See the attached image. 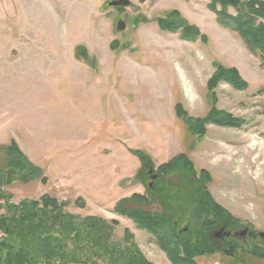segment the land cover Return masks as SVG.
I'll use <instances>...</instances> for the list:
<instances>
[{"label": "rangeland", "instance_id": "rangeland-1", "mask_svg": "<svg viewBox=\"0 0 264 264\" xmlns=\"http://www.w3.org/2000/svg\"><path fill=\"white\" fill-rule=\"evenodd\" d=\"M107 1L0 0V174L11 170L7 150L13 144L42 173V181L28 182L14 174L1 190L12 204L52 199L62 212L114 221L111 243L122 250L127 230L151 264H173L169 254L193 264H264L238 248L264 243V67L218 23L219 7L212 11L211 0H128L132 4L119 13L107 9ZM172 12L204 40L160 30L157 19ZM228 14L235 12L228 8ZM216 65L235 69L248 84L236 91L220 81L214 89L216 108L244 124H206L205 135L196 138L175 117L174 106L180 103L191 119L204 117L206 81ZM130 150L152 162L142 177L134 176L138 161ZM179 154L208 173V194L232 218L224 246L210 240L212 247L198 248L199 256L184 249L190 242L197 251L195 238L186 234L200 231L189 206L181 216L167 212L169 244L160 239L166 252L156 236L114 213L118 201L143 188L152 198L147 170L158 174ZM157 180L159 188L178 182L171 172ZM151 205L145 206L157 217L152 212L158 206ZM210 212L209 219L216 216ZM245 229L250 237L238 235ZM94 250L80 256L103 263Z\"/></svg>", "mask_w": 264, "mask_h": 264}, {"label": "trees", "instance_id": "trees-1", "mask_svg": "<svg viewBox=\"0 0 264 264\" xmlns=\"http://www.w3.org/2000/svg\"><path fill=\"white\" fill-rule=\"evenodd\" d=\"M217 7H219V10H216L218 23L236 33L250 54L257 57L261 66L264 67V1L211 0L209 8L215 11ZM228 8L234 10V16L228 14ZM157 24L162 31L177 32L182 40L194 41L197 38L204 40L198 30L184 22L177 12L158 18ZM220 81H224L236 91H245L248 88V84L241 79L235 69L216 65L206 81L205 98L209 111L204 117L191 119L180 103L174 106L175 117L187 126L193 137L202 138L205 135L204 126L206 124L234 129L240 128L244 124L243 120L234 118L229 113L216 108L214 89L217 88ZM129 152L139 160L141 169L139 168L137 177L138 174L142 177V170L145 174L146 168H150L152 164L150 158L135 150ZM7 153L13 156L8 161L11 167L9 174L7 176L0 174V264H132L134 262L129 253L135 251L140 254L141 252L138 250L133 236L126 230L122 237V250H120L119 245L111 243L110 232L106 230L107 227L111 228L104 220L96 217L81 219L69 214H66L65 218L57 220L54 212L59 207L52 199H48L49 201L42 199L40 202L23 201L19 204L9 203L10 197L1 188L10 184L9 179H12V175L16 174L24 182H28L31 179H40L42 173L23 158L15 144L7 150ZM170 172L178 178V182L174 183L175 187L165 184L159 188L158 185L157 189L151 192V196L153 199L157 198V202L165 209L166 207L174 209L177 204L183 208L189 206L192 215L197 220H201L200 231L187 232L186 234L188 240L195 238L193 244L197 251L190 249V242H188L189 247L184 249L189 255L190 253L196 255L201 246L204 249L212 247L207 232L218 224L219 226L224 225L232 218L215 204L208 194L207 185L210 183L208 173L196 170L191 159L185 154H179L170 161L161 164L158 167L157 179L160 175L165 176ZM40 180L42 181V179ZM136 199L118 201L114 213L127 217L139 229L146 230L152 235H158L160 239L163 235L168 243L171 236L165 234L163 227L165 223H168L167 215H158L156 221V217H151L147 211H142L138 207ZM151 202H153L152 199ZM128 205L136 208H129ZM210 209L216 216L209 219ZM90 221H92L93 227L91 230L92 250L95 249L96 254H100L103 263L91 262L85 256H80V253H84L87 248V236L90 233L87 225ZM111 223L116 224L114 221ZM172 236L177 235L173 234ZM262 242L258 245L252 244V248L246 244H243L242 247L236 245L233 250L238 247L244 249L253 258L264 260V243ZM159 247H162L166 252L164 247L167 245L164 242L160 243ZM225 254L234 255L228 251ZM169 255L170 262L173 264H193L190 259L183 261ZM145 264L150 263L145 259Z\"/></svg>", "mask_w": 264, "mask_h": 264}, {"label": "flooded vegetation", "instance_id": "flooded-vegetation-1", "mask_svg": "<svg viewBox=\"0 0 264 264\" xmlns=\"http://www.w3.org/2000/svg\"><path fill=\"white\" fill-rule=\"evenodd\" d=\"M113 1H115V0H108L107 1V3H106V6H107V9H109V10H113L114 12H117V13H119L123 8H126V7H129L131 4H132V2L131 1H128V5L126 6V7H114V6H110V3L111 2H113ZM136 1H141V0H136ZM122 27H124V23L123 22H121V23H118V25H117V30L118 29H120L121 28V30H122ZM151 169H148L147 171H149L148 172V176H149V185H148V188H149V190H151V192H153V191H155L156 189H157V174H153L152 173V170L150 171ZM136 175V172H135V174H134V176ZM133 176V177H134ZM132 177V178H133ZM152 178H154L153 180H152ZM136 183H138L137 181H136ZM139 184V183H138ZM140 186H142L141 184H139ZM132 197L133 196H137V197H135V198H137L136 199V201H137V205H138V207L143 211V210H145V211H147L148 213H149V215L151 216V217H154V216H152L151 215V210H149V208L147 207V206H145V205H147V204H151L152 203V205L151 206H154L155 204H157V206H158V208H153V211H155V212H152V213H156V216L158 217V215H160V214H167V212H169V214H171V215H179V216H181V214H180V212H184L185 213V210H184V208L182 207V206H179L178 204L177 205H175V207H174V209H167L168 207H166V209L165 208H163V206L159 203V202H157V200L156 201H154V202H151V197H150V195H149V193L147 192V190H146V188H143V190H142V193H139V194H136V195H131ZM138 198H141V201L142 202H140V200L138 199ZM147 202V203H146ZM130 205H132V204H130ZM129 206V205H128ZM129 208H136V207H132V206H129ZM55 214H56V216H57V220H59V219H63V218H65L66 217V214H69V215H72V214H70V213H65V212H62L60 209H57L55 212H54ZM72 216H74V215H72ZM75 217H78V216H75ZM88 217H92V216H88ZM125 217V216H124ZM156 217V221H157V218ZM78 218H80V217H78ZM84 218H86V217H84ZM82 219V218H81ZM102 220H104L105 221V223H107L109 226H110V228L111 229H109V227H107L106 228V230H107V232H110V234H111V230H112V228L114 227L113 225H117V224H112L111 222H107L105 219H102ZM130 220V219H129ZM131 221V220H130ZM177 222V219L175 220V221H173L172 223H176ZM87 227H88V230L90 231V233H89V235L87 236V238H88V241H87V248L89 249V250H91L92 249V235H91V230L93 229V227H92V221H90L89 223H88V225H87ZM221 230H222V232H221ZM127 231V230H126ZM124 232H125V230L123 231V234H124ZM128 233H130V232H128ZM227 233H230V235L228 236V237H226L225 235L227 234ZM233 232H231L230 230H229V227H228V223H226L223 227H219L217 230H215V231H212L211 232V234H212V236H210V240H211V242H212V245L214 246H216V247H221V245L222 246H224V244H222L223 243V241L224 240H229L230 239V237H231V234H232ZM123 234H122V236L121 237H123ZM130 234H132V233H130ZM154 236H156L157 237V244H158V246L160 245V243H162L161 242V240H160V238H159V236L158 235H154ZM162 236V235H161ZM251 236V232H249V230H246L245 232H244V238L245 237H250ZM237 237H239V236H237ZM134 238V237H133ZM122 239L123 238H121V241H122ZM134 240V239H133ZM135 242V241H134ZM221 243V244H220ZM135 244H136V242H135ZM136 246H137V244H136ZM137 248H138V246H137ZM138 250H139V248H138ZM140 251V250H139ZM129 255L131 256V258L134 260V262H132V264H145V259H144V257L145 256H140V254L139 253H137V252H135V251H132V252H130L129 253ZM151 264V263H150Z\"/></svg>", "mask_w": 264, "mask_h": 264}, {"label": "water", "instance_id": "water-1", "mask_svg": "<svg viewBox=\"0 0 264 264\" xmlns=\"http://www.w3.org/2000/svg\"><path fill=\"white\" fill-rule=\"evenodd\" d=\"M127 5H128V1L127 0H117V1H113V2L110 3V6H114V7H116V6L117 7H124V6H127ZM122 29H123V27H122ZM152 179H154V178H152ZM245 230L240 232V234H238V235H240V237H243ZM221 232H222V230H221ZM225 236L228 237L229 233H227Z\"/></svg>", "mask_w": 264, "mask_h": 264}]
</instances>
